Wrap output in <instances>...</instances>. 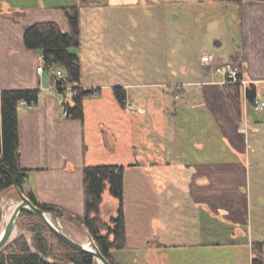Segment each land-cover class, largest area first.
Listing matches in <instances>:
<instances>
[{"label": "crops", "instance_id": "0c3cea01", "mask_svg": "<svg viewBox=\"0 0 264 264\" xmlns=\"http://www.w3.org/2000/svg\"><path fill=\"white\" fill-rule=\"evenodd\" d=\"M196 1L217 34L221 18L224 25L228 19L219 15L220 3L233 11L230 46L215 55L224 43L200 24L190 40L197 38L201 61L190 59L192 67L179 72L140 71L135 66L142 51L139 14L154 39L172 20L164 0H89L81 6L82 43L71 49L82 64L77 85L98 90L94 98L100 99L87 127L86 114L84 121L63 117L64 103L73 105L72 86L59 93L54 87L57 70L45 68L40 74L41 53L24 44L25 32L34 23L56 22L69 31L62 9L80 1L0 0V100L4 90H40L38 105L20 104L26 189L40 204L82 217L84 166L103 165L95 158L107 152L124 157L119 164H104L126 167L129 248L112 253L118 264H203L204 255L219 249L244 253L242 264H252L253 243L264 241V112H255L247 98L254 87L264 100V0H241L240 6L226 0ZM201 26L206 29L201 31ZM163 36V45H168ZM192 44L186 42V57ZM159 51L164 61L171 60L172 51L165 46ZM230 60L237 62L246 82L240 108L228 97L227 79L217 72ZM115 87L126 91L125 107L116 98L103 100L105 90ZM9 193H0L1 206ZM102 208L106 221L118 215L119 204L111 217L103 216ZM60 221L78 242L91 240L78 221ZM188 253H195L196 260L189 261ZM233 262L238 264L239 258Z\"/></svg>", "mask_w": 264, "mask_h": 264}, {"label": "trees", "instance_id": "16d2710c", "mask_svg": "<svg viewBox=\"0 0 264 264\" xmlns=\"http://www.w3.org/2000/svg\"><path fill=\"white\" fill-rule=\"evenodd\" d=\"M79 1V5L62 9L69 23V31H63L56 22L34 23L25 32L24 44L28 50L39 51L44 56L46 69L63 72L62 78L54 77V87L59 93L64 94L68 87L72 86L73 105L64 103L67 111L66 119L84 121L85 100L97 96L98 90L77 85L82 79V64L79 56L72 53L71 49L81 46V6L88 4L89 0ZM226 1L237 6L241 4V0ZM242 79L240 75L239 80ZM225 88L229 99L240 108L242 84L228 81ZM113 91L117 101L125 107L128 100L126 91L122 87H115ZM256 97V89L249 88L247 98L251 105ZM39 99L38 89H13L1 92L0 193L11 190L17 192L19 188L36 206L55 214L59 219L69 218L78 221L107 259L112 264H118L112 253L129 248L124 211L125 166H84L85 212L82 217H73L69 212L55 205L40 204L33 192L26 189L28 171L21 166L20 103L26 101L28 106L32 107L38 105ZM107 189L119 201L118 215L110 221H106L101 215L104 193ZM17 195L19 196L18 192ZM2 218L3 209L0 203V225ZM24 219L28 220L26 225L33 233L32 244L25 235L18 236L0 251V264H96L91 254L77 251L67 245L30 210L21 213L19 222ZM55 245L58 247V254L54 249ZM252 251V264H264V241L254 242Z\"/></svg>", "mask_w": 264, "mask_h": 264}, {"label": "rangeland", "instance_id": "374dc122", "mask_svg": "<svg viewBox=\"0 0 264 264\" xmlns=\"http://www.w3.org/2000/svg\"><path fill=\"white\" fill-rule=\"evenodd\" d=\"M182 1V2H181ZM163 4L167 7L166 11H170L172 15V20L165 26L164 30L158 34V36L153 37L154 39H151L152 36L148 29L145 28L146 25H143L142 22L145 21L144 17L142 14H139L140 16V25L141 27L139 28L140 32V40H141V47L140 49V55H139V60H138V65L136 64L135 66L140 69V71H147V70H158V69H166L167 71H173V72H179L183 68L192 67L190 65V59H196L198 62L201 61L202 58V50L200 44L197 42V38L192 41L190 40V37L192 33L196 37L198 32L196 33L197 27L202 23L208 26V31L209 35H211V32L213 31L215 34L214 29L209 27V24L204 21L202 18V15L198 9V5L200 4L196 0H164ZM225 3H220V9H219V15H228V19H226L227 24L224 25L222 24V18L220 20L219 24V32L218 36L221 42L224 43V46L222 49L217 51V54L215 55H220L223 51L227 50L230 46V41L229 37L232 35L233 32H231L233 23L235 22L232 17L233 11L228 10L225 11L226 8L223 7ZM226 6V5H225ZM147 22V21H146ZM228 25V28H227ZM202 27V26H201ZM206 27H202L201 31H204ZM188 31V34L186 33ZM190 31V32H189ZM157 33V32H156ZM187 34V36L185 35ZM165 34L166 38L169 40L168 45H163L164 43V36ZM192 35V36H193ZM165 38V39H166ZM210 38V37H209ZM151 40L152 43L149 42ZM193 42L192 45H189V52L188 56L186 57L185 55V46L186 42ZM154 43V44H153ZM170 51H172L171 55V60L170 61H164L163 56L161 52L159 51L160 49H163V47ZM145 50V51H143ZM175 52V53H174ZM148 53V54H146ZM194 64L196 63L193 61ZM230 64H233L239 71V67L237 62L234 61H229ZM225 64H228L227 62ZM125 72L128 70L124 69ZM241 75V74H240ZM172 96V94H169ZM95 96L89 97L85 100L84 107H85V114L88 117L87 122L88 126H91V122L93 121V113L95 110L94 104L95 100H100V99H95ZM104 101L105 102H111L116 100L114 91L112 89H107L105 90V93L103 94ZM170 101H172V98H168ZM95 130L97 129V126H94ZM91 158V156H90ZM97 164H119V161H125L124 157L118 155H111L108 152L106 153V156H101V157H96L95 158ZM123 163V162H121ZM127 163V162H126ZM157 179L161 178L160 176H156ZM136 179V176H132L130 178V182H133ZM103 216L105 217H111L110 215L113 214L114 208L116 207V204H119V202L110 195L108 189L104 193V199H103ZM20 202V198L17 195V192L14 190H11L10 193L5 196L2 200V209H3V218L2 222L0 225V232L6 225L10 215L12 214L14 208L16 205ZM28 220L24 219L21 222L17 223V227L15 229L14 235L11 239V241L15 240L18 236L20 235H25L26 238L28 239L29 243L32 244V236L33 233L28 230V226L26 225V222ZM61 222V221H60ZM63 227V226H62ZM64 228V227H63ZM65 229V228H64ZM66 230V229H65ZM67 231V230H66ZM77 240L78 238H74ZM10 241V242H11ZM78 241V240H77ZM56 253L58 254L59 252L58 247L55 245L54 247ZM133 254V253H132ZM139 255V254H138ZM188 260H196V254L194 253H188ZM233 253H230L227 249H219L217 252H215L213 255H204L202 258L203 264H232L233 262V257H238L239 258V263L242 264L244 262V259L242 258L244 256V253L241 255H235ZM242 256V257H241ZM178 258V254L176 256ZM247 258V256H246ZM50 261H53V259H49ZM96 260V259H95ZM248 261V258H247ZM238 263V264H239ZM96 264H101L98 260H96ZM247 264V263H246Z\"/></svg>", "mask_w": 264, "mask_h": 264}, {"label": "water", "instance_id": "95a60500", "mask_svg": "<svg viewBox=\"0 0 264 264\" xmlns=\"http://www.w3.org/2000/svg\"><path fill=\"white\" fill-rule=\"evenodd\" d=\"M17 192L20 196V202L16 205L6 225L0 232V251H2L3 248L11 241L21 213L24 210H30L38 218H40L56 236H58L70 247L77 251L91 254L101 264H112L101 252L95 241L91 239L86 243L78 242L62 227L60 219L55 214L47 212L41 207L36 206L21 189L17 188Z\"/></svg>", "mask_w": 264, "mask_h": 264}, {"label": "built area", "instance_id": "2783aa9c", "mask_svg": "<svg viewBox=\"0 0 264 264\" xmlns=\"http://www.w3.org/2000/svg\"><path fill=\"white\" fill-rule=\"evenodd\" d=\"M44 63H45L44 56L40 54L39 66L37 68V71L40 74H43V72L45 71ZM217 72L223 75L227 79V81H230L233 83H241L242 85H245L246 83L243 79L239 80L240 71L235 66H233V64H230V63L222 64L217 68ZM56 74L59 78H62L64 76L61 70H57ZM20 104L22 106H28L26 101H22ZM252 108L257 113L264 112V100L256 97L252 103ZM62 114H63V117L66 118L67 111L65 110L64 106H63Z\"/></svg>", "mask_w": 264, "mask_h": 264}]
</instances>
